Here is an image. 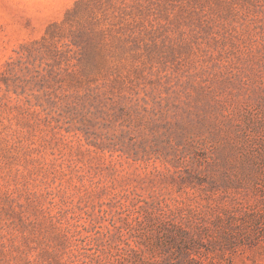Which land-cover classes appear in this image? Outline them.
<instances>
[{
  "label": "rangeland",
  "instance_id": "obj_1",
  "mask_svg": "<svg viewBox=\"0 0 264 264\" xmlns=\"http://www.w3.org/2000/svg\"><path fill=\"white\" fill-rule=\"evenodd\" d=\"M0 264H264V0H0Z\"/></svg>",
  "mask_w": 264,
  "mask_h": 264
}]
</instances>
